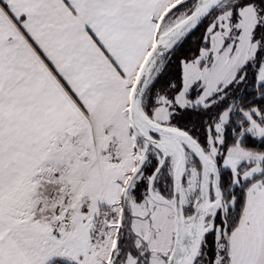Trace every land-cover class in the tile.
<instances>
[{
	"label": "snow or ice",
	"instance_id": "snow-or-ice-1",
	"mask_svg": "<svg viewBox=\"0 0 264 264\" xmlns=\"http://www.w3.org/2000/svg\"><path fill=\"white\" fill-rule=\"evenodd\" d=\"M0 264H264V0H0Z\"/></svg>",
	"mask_w": 264,
	"mask_h": 264
}]
</instances>
